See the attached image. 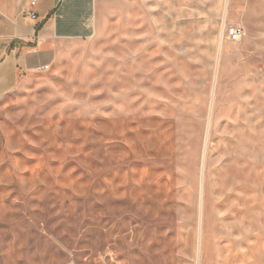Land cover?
Here are the masks:
<instances>
[{"label": "rangeland", "instance_id": "1", "mask_svg": "<svg viewBox=\"0 0 264 264\" xmlns=\"http://www.w3.org/2000/svg\"><path fill=\"white\" fill-rule=\"evenodd\" d=\"M55 46L0 103V264H264V0H122Z\"/></svg>", "mask_w": 264, "mask_h": 264}, {"label": "crops", "instance_id": "2", "mask_svg": "<svg viewBox=\"0 0 264 264\" xmlns=\"http://www.w3.org/2000/svg\"><path fill=\"white\" fill-rule=\"evenodd\" d=\"M32 1L37 20L25 12ZM121 1L0 0V103L16 91L20 74L54 62L57 43L92 39L101 9Z\"/></svg>", "mask_w": 264, "mask_h": 264}, {"label": "built area", "instance_id": "3", "mask_svg": "<svg viewBox=\"0 0 264 264\" xmlns=\"http://www.w3.org/2000/svg\"><path fill=\"white\" fill-rule=\"evenodd\" d=\"M37 5L36 1H32L30 4V7L25 10L26 14L28 17H30L32 20H37L38 19V13L35 8ZM244 32L243 29L237 26L226 28V36L228 40L231 42H240L242 40Z\"/></svg>", "mask_w": 264, "mask_h": 264}, {"label": "bare ground", "instance_id": "4", "mask_svg": "<svg viewBox=\"0 0 264 264\" xmlns=\"http://www.w3.org/2000/svg\"><path fill=\"white\" fill-rule=\"evenodd\" d=\"M225 6H226V10H225V16H224L225 19H224V21L227 20V15H228L227 6H228V4H226ZM207 136H208V130H207V133H206V138H207Z\"/></svg>", "mask_w": 264, "mask_h": 264}]
</instances>
